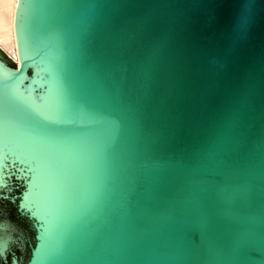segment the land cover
Returning a JSON list of instances; mask_svg holds the SVG:
<instances>
[{"label": "water", "instance_id": "95a60500", "mask_svg": "<svg viewBox=\"0 0 264 264\" xmlns=\"http://www.w3.org/2000/svg\"><path fill=\"white\" fill-rule=\"evenodd\" d=\"M16 25L12 264H264V0H18Z\"/></svg>", "mask_w": 264, "mask_h": 264}, {"label": "bare ground", "instance_id": "6f19581e", "mask_svg": "<svg viewBox=\"0 0 264 264\" xmlns=\"http://www.w3.org/2000/svg\"><path fill=\"white\" fill-rule=\"evenodd\" d=\"M17 4L18 0H0V48L20 65Z\"/></svg>", "mask_w": 264, "mask_h": 264}, {"label": "flooded vegetation", "instance_id": "af4514ba", "mask_svg": "<svg viewBox=\"0 0 264 264\" xmlns=\"http://www.w3.org/2000/svg\"><path fill=\"white\" fill-rule=\"evenodd\" d=\"M0 219L9 220L17 228L14 233L17 242L12 245L14 251L9 255L11 264L16 256L20 259L23 256L27 257L30 242L33 241V232L28 221L20 216L18 210L10 201L3 200H0ZM21 247H24L25 251Z\"/></svg>", "mask_w": 264, "mask_h": 264}]
</instances>
